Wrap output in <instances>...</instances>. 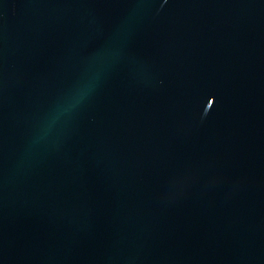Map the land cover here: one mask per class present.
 I'll use <instances>...</instances> for the list:
<instances>
[{
	"label": "water",
	"instance_id": "obj_1",
	"mask_svg": "<svg viewBox=\"0 0 264 264\" xmlns=\"http://www.w3.org/2000/svg\"><path fill=\"white\" fill-rule=\"evenodd\" d=\"M0 264H264V0H0Z\"/></svg>",
	"mask_w": 264,
	"mask_h": 264
}]
</instances>
